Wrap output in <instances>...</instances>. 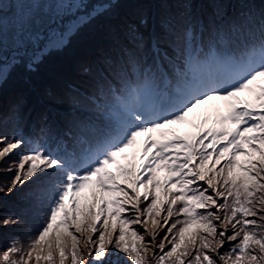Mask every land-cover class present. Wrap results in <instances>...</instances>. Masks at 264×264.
<instances>
[{
	"label": "snow or ice",
	"instance_id": "1",
	"mask_svg": "<svg viewBox=\"0 0 264 264\" xmlns=\"http://www.w3.org/2000/svg\"><path fill=\"white\" fill-rule=\"evenodd\" d=\"M115 6L54 0L0 47V127L13 125L0 130L12 174L0 193L30 182L43 221L29 233L26 211L0 215L22 233L0 264H264V0H168L116 20L74 68L34 78ZM214 99L223 111L188 120Z\"/></svg>",
	"mask_w": 264,
	"mask_h": 264
},
{
	"label": "rangeland",
	"instance_id": "2",
	"mask_svg": "<svg viewBox=\"0 0 264 264\" xmlns=\"http://www.w3.org/2000/svg\"><path fill=\"white\" fill-rule=\"evenodd\" d=\"M53 2L54 0H0V47H3L6 53H10L13 48L14 35L20 29L21 22L30 16H45L48 12L47 6ZM85 2L96 5L100 3V0H85ZM106 2L116 5L112 8L109 15L91 20L86 19L80 30L69 36L68 44L64 48L54 50L47 54L43 62L36 69V73L34 74L35 79H47L54 68H74L82 60L87 58L84 55L88 56V54H91L99 46V38L110 30L116 20L142 14L156 16L168 8V0H106ZM254 2H258V0H254ZM88 12H92V10L89 9ZM81 15L86 16L87 14L82 11ZM27 74L28 71L25 68L17 70L14 79L9 82L6 88L5 94L8 99H11L14 95L16 82ZM208 102L210 105L209 109H212L210 112L211 116L215 114L213 112L214 110L215 112L217 109L223 111L225 108V102L222 100L214 99ZM204 117L199 114H190L188 120L193 123H198ZM36 118L37 115L34 114L33 119L35 120ZM12 126L11 122H9L6 128L0 127V130L10 133ZM172 127L181 133L195 130L190 123L172 125ZM132 151V149H129V152ZM5 166L0 164V168ZM11 178V173L0 171V187H6ZM25 185L27 187L30 185V189L33 188L30 182H25ZM25 189V186H19L18 190H14L13 193H0V215L22 214L26 211L28 219L27 230L31 233L38 230L36 223L42 224L43 221L41 218L36 220V217H32L33 209L30 207V202L26 198L28 192ZM21 234V230L18 228H0V246L21 236Z\"/></svg>",
	"mask_w": 264,
	"mask_h": 264
},
{
	"label": "trees",
	"instance_id": "3",
	"mask_svg": "<svg viewBox=\"0 0 264 264\" xmlns=\"http://www.w3.org/2000/svg\"><path fill=\"white\" fill-rule=\"evenodd\" d=\"M90 55L91 54H88V56H90ZM88 56H85L84 55V57H88ZM11 128L13 129V126ZM12 129H11L10 133L12 132ZM25 132L28 133V134H30V129L29 130L28 129H25ZM68 148H69V150H72V146L71 145H68ZM29 186L26 187V189H25L27 192H29V190H30V187ZM41 216H42V213H40L37 210L33 209V211H32V217H36V220H39L41 218ZM36 225H37V229H39L40 226H41V224H38V223H36Z\"/></svg>",
	"mask_w": 264,
	"mask_h": 264
}]
</instances>
